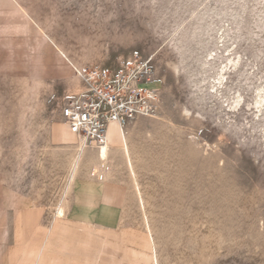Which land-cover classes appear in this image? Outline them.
Returning <instances> with one entry per match:
<instances>
[{
	"label": "rangeland",
	"instance_id": "1",
	"mask_svg": "<svg viewBox=\"0 0 264 264\" xmlns=\"http://www.w3.org/2000/svg\"><path fill=\"white\" fill-rule=\"evenodd\" d=\"M18 2L75 64L115 70L134 55L148 61L158 112L138 118L134 142L160 263L264 264V0ZM26 53L9 52L8 64ZM72 72L0 73L8 137L0 180L39 204L45 225L62 203V146L78 142L52 136L65 98L80 89ZM35 80L32 115L25 103Z\"/></svg>",
	"mask_w": 264,
	"mask_h": 264
},
{
	"label": "crops",
	"instance_id": "2",
	"mask_svg": "<svg viewBox=\"0 0 264 264\" xmlns=\"http://www.w3.org/2000/svg\"><path fill=\"white\" fill-rule=\"evenodd\" d=\"M8 3L12 8H9ZM10 9L12 15L16 16H8ZM22 48L27 51L25 61H15L9 65L8 53ZM66 61L72 62L70 56L52 36L44 33L41 35L39 26L25 14L18 0H0V73L31 77L52 73L68 76L73 70L76 75L72 80L73 86L81 88L82 83L76 71L84 64L72 62L74 65H71V70ZM40 85L39 80L30 84L32 95L28 99L31 102L25 104L32 115ZM2 88L6 87L0 86V106L7 100ZM1 115L0 145L4 139L3 144L7 147L8 137L1 124ZM19 120L22 122V117ZM137 121L139 123L136 120L127 126L134 127ZM116 127L115 122H110L106 130V144L113 151L109 152L111 164L113 159H122L120 154L115 153L124 142V131L122 134ZM115 131L118 135L113 139L112 133ZM52 136L62 141L76 139L63 122L53 127ZM73 145L62 146L68 151L64 166V186L60 195L62 203L53 209L54 216L48 225L43 222L45 211L41 210L39 204L10 192L0 180V264H157L153 239L146 229L144 214L131 187L125 165L103 166L96 155L98 147L87 146L83 148L82 154H87L88 160L79 163L77 173L71 179ZM137 161L136 173H139V179L141 172ZM48 208L51 212L52 207ZM60 209L62 214L58 215ZM126 219L135 221L146 231Z\"/></svg>",
	"mask_w": 264,
	"mask_h": 264
},
{
	"label": "built area",
	"instance_id": "3",
	"mask_svg": "<svg viewBox=\"0 0 264 264\" xmlns=\"http://www.w3.org/2000/svg\"><path fill=\"white\" fill-rule=\"evenodd\" d=\"M77 73V71H76ZM152 80L148 61L138 55L124 60L118 69L85 66L82 87L65 98L60 117L76 139L106 144V130L115 122L123 125L137 114L155 110L158 90L147 85Z\"/></svg>",
	"mask_w": 264,
	"mask_h": 264
},
{
	"label": "bare ground",
	"instance_id": "4",
	"mask_svg": "<svg viewBox=\"0 0 264 264\" xmlns=\"http://www.w3.org/2000/svg\"><path fill=\"white\" fill-rule=\"evenodd\" d=\"M84 67L85 66H81V67L77 68V73L76 74H77V77H78L80 82H81L82 69ZM220 73H221V71H220ZM147 85H151V83L149 82ZM158 101H159V96H158ZM158 101H157V104L155 106V110L154 111L149 112L147 114H137L134 118H132L131 120L127 121L123 125L122 134H123V131H124V142L122 143V145L119 148H117V153H115L116 155L120 154L122 156L121 160H116V159L114 160L113 159L114 161L112 160V164H111V160H110V157H109V154H110L109 152L111 151V148H110V146L108 144L96 145L94 142L89 143L88 141H86L84 138L81 137L80 138L81 139L80 143H78L75 146V149H74V151L72 153V156H71V172H70V176H71V179H73L75 174L77 173V167H78L79 163L84 161V160H86V159L88 160L87 154L86 155L82 154L83 153V148L87 147V146H89V147H98V149L96 151V155H97L98 160H101L100 162L103 164V166H106V167H109V166L118 167L121 164L125 165V167L127 169V172H128V175H129L128 177H129V181L131 183V187H132V189H133V191H134V193L136 195L138 204H139V206L142 209V212L144 214V220H145V224H146L145 225L146 229L149 231V233L151 234L152 239H153L152 243H154V253H155L156 258H157V264H161L160 263L161 259L159 257V252H158V241H157V239L155 237V233H154L155 232L154 231L155 227L152 224L151 217H150L151 213H149V211H148L149 209L147 208V204L145 202L144 190H143V187L141 186V183H140V180H139L140 178L138 179V177H137V175L139 173L138 172H137L138 174L136 173V169H137L136 168V161L139 160V159H138V156H137L138 155L137 154V148H136L137 145L134 142V138L136 136L135 134L138 133V130H137V126H134V127H128L127 126L128 123L131 122V124H132V122L133 121L135 122L136 119L139 120L138 118H141V117H154L157 114V112H158V110H157L158 106H159V102ZM260 101H261L260 100V96L258 95V97L256 99V102H255L256 105H259ZM137 123H138V121H137ZM119 134H120V132H119ZM111 152H113V151H111ZM140 154H141V152H140ZM120 170H122V169H120ZM112 171H114V170H112ZM117 178H118V176H117ZM61 214H62V209H60L59 212H58V215H61Z\"/></svg>",
	"mask_w": 264,
	"mask_h": 264
}]
</instances>
